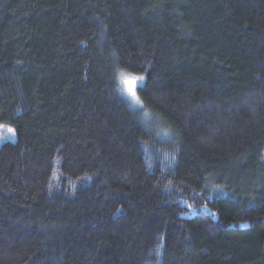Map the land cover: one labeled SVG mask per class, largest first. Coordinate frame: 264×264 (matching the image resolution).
Wrapping results in <instances>:
<instances>
[{
	"label": "trees",
	"instance_id": "obj_1",
	"mask_svg": "<svg viewBox=\"0 0 264 264\" xmlns=\"http://www.w3.org/2000/svg\"><path fill=\"white\" fill-rule=\"evenodd\" d=\"M0 126V264H264V0H0Z\"/></svg>",
	"mask_w": 264,
	"mask_h": 264
},
{
	"label": "snow or ice",
	"instance_id": "obj_2",
	"mask_svg": "<svg viewBox=\"0 0 264 264\" xmlns=\"http://www.w3.org/2000/svg\"><path fill=\"white\" fill-rule=\"evenodd\" d=\"M144 80L145 77L143 75H137L131 72L127 74H123V73L121 74L122 94L126 96L129 100H131L133 106L139 108H142L143 104L140 97L137 94V89L140 88L142 90ZM8 131L13 132L12 129H9ZM155 255L157 259H159L160 257L159 249H157Z\"/></svg>",
	"mask_w": 264,
	"mask_h": 264
},
{
	"label": "rangeland",
	"instance_id": "obj_3",
	"mask_svg": "<svg viewBox=\"0 0 264 264\" xmlns=\"http://www.w3.org/2000/svg\"><path fill=\"white\" fill-rule=\"evenodd\" d=\"M121 74H122V73H121ZM121 74L118 76L117 80H118V84H119V87H120L121 92H122ZM123 74H127V73H123ZM143 76H144V75H143ZM144 77H145V76H144ZM144 83H145V80L143 81V85H144ZM137 94H138V96L140 97L138 89H137ZM124 97L128 100V102L130 103V105H131L134 109L139 110V111L143 110V107H142V108H139V107L133 106L131 100H129L126 96H124ZM140 99H141V98H140ZM141 101H142V100H141ZM142 104H143V103H142ZM143 112H145V111L143 110ZM152 124L155 125L154 128H156L158 131H161V132H162V131L165 130V126H164L163 124H161L157 119H153ZM9 129H10V128L0 126V145H1L2 143L6 142V141H15V139H16L15 132H14V131H13V132H9V131H8ZM13 133H14V134H13Z\"/></svg>",
	"mask_w": 264,
	"mask_h": 264
}]
</instances>
